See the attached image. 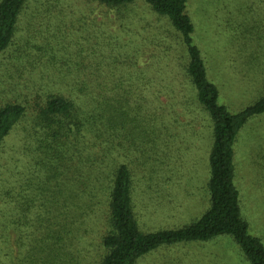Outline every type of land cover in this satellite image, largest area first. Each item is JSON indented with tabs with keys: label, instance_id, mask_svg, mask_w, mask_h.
I'll use <instances>...</instances> for the list:
<instances>
[{
	"label": "rangeland",
	"instance_id": "obj_1",
	"mask_svg": "<svg viewBox=\"0 0 264 264\" xmlns=\"http://www.w3.org/2000/svg\"><path fill=\"white\" fill-rule=\"evenodd\" d=\"M187 10L207 76L219 90V103L231 112L254 103L264 90V0H188ZM180 35L168 17L153 12L145 0L119 8L97 0H28L12 44L0 53V105L26 103L29 111L53 82L67 88L68 74L74 79L84 66L87 72L103 66L117 74V81L130 75L133 79L124 80L125 87L135 89L141 88L145 75L130 74L129 69L149 66L146 74L152 84L162 71L165 93L161 102L149 97V106L162 105L165 134L143 137L136 132L134 138L125 133L123 145L132 158L134 209L144 232L185 227L210 206L211 121L199 105H187L190 87L177 68L168 66L180 55ZM154 87L160 88L159 80ZM131 105L136 112V102ZM30 114L9 136L2 161L5 165L15 160L10 183L15 197L12 211L0 205V264H100L103 216L87 218L80 226L71 196L79 198L78 187L70 191L63 178L59 195L54 184L42 179L38 184L34 178L30 186L24 181L34 170L44 177L42 164L35 165L37 139ZM242 131L235 144L234 173L241 214L249 232L264 244V115ZM129 138L137 144L131 145ZM28 195L35 198L32 212L25 210ZM136 264L249 262L234 239L223 234L162 245Z\"/></svg>",
	"mask_w": 264,
	"mask_h": 264
},
{
	"label": "trees",
	"instance_id": "obj_2",
	"mask_svg": "<svg viewBox=\"0 0 264 264\" xmlns=\"http://www.w3.org/2000/svg\"><path fill=\"white\" fill-rule=\"evenodd\" d=\"M97 1L110 8H119L136 0ZM145 1L153 12L168 17L181 34L176 45V51L180 54L176 58L178 61L168 66L173 71L177 68L184 83L190 87V93L184 98L187 105H199L211 121L213 143L207 182L209 208L195 222L182 228L144 232L139 226L133 200L132 158L127 157L123 148L125 133H130L134 138L136 132L143 133V137L154 133L160 138L168 128L165 113L159 110L163 109L162 105L155 104L153 109L149 106L152 104L149 97L159 100L165 93L162 81L166 77L159 71L157 81L153 76L152 84V77L146 74L149 66L129 69L130 74L141 72L145 75L141 88L125 87L124 80L133 79L130 75L117 81V74L103 66L92 72H87L84 66L83 73L74 79L68 74L67 88H60L57 86L59 84L53 82L44 97H37L30 111L26 103L1 104L0 173L1 168L4 171L0 179V197L3 201L0 205L12 211L10 203L15 197L11 186L15 160L5 165L2 162L5 153H8V138L31 113L30 129L37 139L35 165L42 164L44 177L34 170L32 178L27 176L24 181L30 186L34 178L38 184L42 179L46 185L54 184L59 195L63 178L65 188L72 191L78 187V199L71 192L68 195L72 194L74 199L72 208L75 205L80 226L85 224L87 218L103 216L104 253L100 264H136L141 256L162 245L206 241L223 234L234 239L249 264H264V244L249 232V225L241 214L234 175L235 144L241 136L240 132L264 115V90L254 103L239 112H231L219 103V90L209 80L202 52L193 40L194 23L187 10L188 0ZM27 2L0 1V53L12 44L20 14ZM57 80L63 81L60 77ZM158 80L160 88H155ZM132 102H136V112L133 111ZM129 140L131 145L137 144L135 139ZM33 198V195H28L27 212L34 211Z\"/></svg>",
	"mask_w": 264,
	"mask_h": 264
}]
</instances>
